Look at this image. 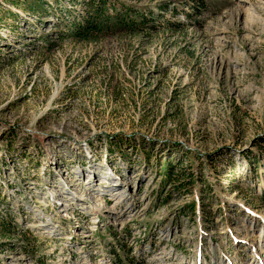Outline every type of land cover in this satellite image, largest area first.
<instances>
[{
	"label": "rangeland",
	"instance_id": "obj_1",
	"mask_svg": "<svg viewBox=\"0 0 264 264\" xmlns=\"http://www.w3.org/2000/svg\"><path fill=\"white\" fill-rule=\"evenodd\" d=\"M86 1L0 0V264H264V0Z\"/></svg>",
	"mask_w": 264,
	"mask_h": 264
},
{
	"label": "trees",
	"instance_id": "obj_2",
	"mask_svg": "<svg viewBox=\"0 0 264 264\" xmlns=\"http://www.w3.org/2000/svg\"><path fill=\"white\" fill-rule=\"evenodd\" d=\"M109 3V0H98V2L97 0L86 1L85 4L91 11V15H88L84 24L75 20L72 21V29L70 28L69 36L80 40H97L108 33L111 22H113V26L120 27V29L134 35L136 33L141 34L147 29H153L154 14L152 12H148V14L147 12H138L129 6L117 10L115 5L111 6ZM193 7L200 11L202 2L195 0ZM111 10L114 11L113 15L110 14Z\"/></svg>",
	"mask_w": 264,
	"mask_h": 264
},
{
	"label": "bare ground",
	"instance_id": "obj_3",
	"mask_svg": "<svg viewBox=\"0 0 264 264\" xmlns=\"http://www.w3.org/2000/svg\"><path fill=\"white\" fill-rule=\"evenodd\" d=\"M113 174V173H112ZM115 177V176H114ZM107 188V187H106ZM106 202L103 198L101 199H98L97 200V204H96V208L98 209H105V210H110L112 207H110L109 209H106ZM36 229H39V228H42V227H45V222L44 221H39V223H37L35 226H34Z\"/></svg>",
	"mask_w": 264,
	"mask_h": 264
}]
</instances>
